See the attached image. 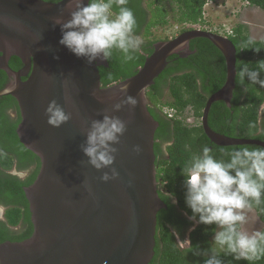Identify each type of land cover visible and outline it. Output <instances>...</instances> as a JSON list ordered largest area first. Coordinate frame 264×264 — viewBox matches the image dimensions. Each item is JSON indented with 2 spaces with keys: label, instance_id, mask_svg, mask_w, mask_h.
Segmentation results:
<instances>
[{
  "label": "water",
  "instance_id": "1",
  "mask_svg": "<svg viewBox=\"0 0 264 264\" xmlns=\"http://www.w3.org/2000/svg\"><path fill=\"white\" fill-rule=\"evenodd\" d=\"M63 7L42 0H0V69L9 77L0 97L17 100V134L41 161L35 181L24 188L33 233L22 241L1 243L0 264H149L155 255L157 215L167 205L158 192L154 150L160 124L149 111L147 90L169 57H188L196 52L190 49L191 40L208 38L223 54L227 71L224 85L208 98L203 111L206 136L218 146L264 145L259 139L218 133L209 125L213 103L224 101L232 107L236 47L219 33L189 29L156 41L136 74L103 87L99 67H107L108 61L89 64L59 43L62 33L53 17L61 15ZM12 56L21 59L19 70L11 68ZM127 96L136 97L135 109L124 103ZM52 100L71 113L58 128L49 125L45 115ZM116 104L124 106L117 112ZM106 114L127 122V132L114 145L118 152L112 167L119 175L107 182L101 177L111 175V168L95 169L81 147L92 121Z\"/></svg>",
  "mask_w": 264,
  "mask_h": 264
},
{
  "label": "trees",
  "instance_id": "2",
  "mask_svg": "<svg viewBox=\"0 0 264 264\" xmlns=\"http://www.w3.org/2000/svg\"><path fill=\"white\" fill-rule=\"evenodd\" d=\"M210 0H128L127 6L134 12L137 27L136 34L144 41L142 51L131 61H124L121 55L114 52L108 66H100L101 83L103 87L125 80L138 71L148 55L153 52V44L159 40H168L172 36L155 35V30L164 29L174 21L180 26V32L188 30L189 24L204 25V6ZM251 6L264 11V0H247ZM191 29V28H190ZM177 31V32H178ZM220 33V31H213ZM237 50V76L232 107L224 101L213 103L209 113V125L218 133L235 135L240 138H254L264 141V88L247 80L242 84L238 75L239 69L247 64L255 68L256 63L264 60V38L254 39L250 36L249 28L244 23H238L227 34ZM190 49L196 50L188 57L178 55L169 57V64L151 86L152 100L155 108L149 105V111L159 122L156 131L154 150L156 154L157 180L159 196L167 205L157 215L155 255L149 264H203V256H196L189 246H181L178 234L184 236L187 227L193 221L186 218L191 210L185 203L184 177L181 175L183 166L191 155L199 152L210 139L206 136L201 118L210 95L218 91L226 81V63L221 51L204 37L195 38L190 42ZM255 49H260L257 54ZM13 69L22 67V61L12 56L9 61ZM6 72L0 69V89L8 81ZM264 78V74H262ZM168 86V98H162V89ZM151 97V95H150ZM167 106L174 110L173 118L163 112ZM8 108L15 110L17 117L10 118ZM185 113L193 116L195 125L189 127L184 118ZM166 116H164V115ZM169 118V119H166ZM201 121V122H200ZM21 122V113L17 100L11 96L0 97V206L5 207L4 219H0V244L5 241H22L33 233L29 203L24 188L31 185L41 168V161L33 151L23 145L17 134ZM263 129V130H262ZM171 140L172 144L163 150L161 143ZM213 154L220 157L223 152H230L241 146L254 147L258 145H234L220 147L213 145ZM16 166L28 169L34 166L32 173L23 180L8 173ZM164 187L161 188L160 187ZM167 193H175L177 203L168 199ZM255 209L264 222V203ZM23 223V231L13 230V227ZM215 225L198 226L191 232V244L199 246L200 250L212 249ZM264 232V229L263 231ZM215 250L224 259L225 264H264V256L254 261H235L231 256H224L218 247Z\"/></svg>",
  "mask_w": 264,
  "mask_h": 264
},
{
  "label": "clouds",
  "instance_id": "3",
  "mask_svg": "<svg viewBox=\"0 0 264 264\" xmlns=\"http://www.w3.org/2000/svg\"><path fill=\"white\" fill-rule=\"evenodd\" d=\"M242 1L250 5L247 0ZM42 2L64 5L60 9L61 15L53 17L54 23L60 26L62 33L59 43L76 57L86 59L89 64L97 60L111 61L114 52L119 53L124 61H131L142 51L144 41L136 34L137 21L134 12L127 6L128 0ZM65 11L69 13L67 18L63 15ZM189 25L202 29L197 28V25ZM233 28L230 29L233 31ZM219 34L228 37L226 35L232 32ZM255 51L258 54L260 49ZM262 74L264 60L258 61L255 68L245 64L238 72L242 84L247 80L264 88ZM122 92L127 93V86L122 87ZM124 103L135 109L138 101L136 97L127 96ZM123 106L116 104L114 110L118 112ZM166 108L169 107L165 106L163 112L168 116ZM45 115L47 123L57 128L71 119V113L66 112L63 105L56 100L49 102ZM184 118L192 122L187 118V113ZM126 132V121L118 116L106 114L103 119L92 121L86 143L81 146L83 153L88 157V163L95 169L111 168V175L105 172L101 177L105 182L119 175L112 167L118 152L114 145L120 143ZM141 151V147L137 145L135 152L139 154ZM221 151V156L217 157L212 149L203 146L199 152L191 155L181 170L186 189L185 203L192 213L189 219L203 225L216 226L213 244L224 256H231L235 261L258 260L264 256V232L257 230L249 234L241 228L247 221L244 210H250L253 204L259 206L264 203V145L241 146L230 152ZM29 171L13 169L10 174L23 180ZM167 196L176 202L175 193H167ZM181 244H187L194 255L203 256V264H225L215 247L200 250L199 246L194 247L190 240Z\"/></svg>",
  "mask_w": 264,
  "mask_h": 264
},
{
  "label": "rangeland",
  "instance_id": "4",
  "mask_svg": "<svg viewBox=\"0 0 264 264\" xmlns=\"http://www.w3.org/2000/svg\"><path fill=\"white\" fill-rule=\"evenodd\" d=\"M216 1V2H215ZM204 6L205 24L203 27H212L223 31L235 27L238 23H244L249 28L250 36L254 39L264 38V11L256 6H250L242 0H215ZM206 10V11H205ZM174 21L164 29L155 30V35L172 36L176 35L180 26H175ZM197 28L201 25H197ZM201 27V28H203ZM174 35V36H175ZM0 208V213H1ZM252 213V210H249ZM254 215V212H253ZM2 218V216H0ZM253 218L256 217L253 216ZM247 232V231H246ZM249 234L253 233L249 230ZM178 240H183L178 236Z\"/></svg>",
  "mask_w": 264,
  "mask_h": 264
},
{
  "label": "flooded vegetation",
  "instance_id": "5",
  "mask_svg": "<svg viewBox=\"0 0 264 264\" xmlns=\"http://www.w3.org/2000/svg\"><path fill=\"white\" fill-rule=\"evenodd\" d=\"M215 1V0H214ZM206 22V21H205ZM188 27H190L191 29L192 28H195V27H191L190 25H188ZM201 27H203L202 25H201ZM201 27H199V28H201ZM189 28V29H190ZM188 29V30H189ZM202 29H205V30H208V31H216V28L214 27V28H212V27H210V28H208V27H203ZM183 32H185V31H183ZM180 33H182V32H180V31H178L177 32V34L175 35V36H177V35H179ZM174 36V37H175ZM12 68V67H11ZM21 67H19L18 69H14V70H19ZM13 69V68H12ZM11 80V79H10ZM23 80H26V77H23ZM7 82H9V78H8V81ZM7 82L5 83V85L7 84ZM155 85V84H154ZM152 89V88H151ZM151 89L149 88L148 89V91H147V99H148V105L153 109V108H155V105H154V103H153V100L151 99L152 98V91H151ZM162 92H163V95H162V98H168V92H169V90H168V86H164L163 87V89H162ZM150 95H151V97H150ZM234 97V96H233ZM232 101H233V99H232ZM231 105H232V102H231ZM264 105V104H263ZM264 109V107H261V110H263ZM7 112L10 114V118L11 119H13V120H15V118L17 117V114H16V112H15V110L14 109H12V108H8L7 109ZM165 114V113H164ZM163 114V115H164ZM165 116V115H164ZM166 117V116H165ZM187 118L188 119H190V121H191V118L192 119H194V117H191V116H188L187 115ZM166 119H169V118H166ZM187 121V120H186ZM193 121V120H192ZM194 121H195V119H194ZM194 121L191 123V122H189V121H187L189 124H188V126L189 127H193L195 124H194ZM160 126V125H159ZM159 128V127H158ZM263 130V129H262ZM227 136H230V137H238V138H240L239 137V132H236L235 133V135H231V133L229 134V135H227ZM207 143H211V145H209V148L210 149H214L213 148V146H212V144L213 145H216L215 143H213L211 140H209V141H207ZM172 144V142H171V140H165V141H163L162 143H161V146H162V149L163 150H167V148H168V146L169 145H171ZM216 146H218V145H216ZM220 147H225V146H220ZM13 169H17V170H24V169H19V168H17L16 166H14L13 168H11V169H9L8 170V173H11V171L13 170ZM30 171L28 172V175L27 176H29L31 173H32V171H33V169H34V166L33 167H31V168H28ZM26 176V177H27ZM25 177V178H26ZM162 187H160V189H161ZM158 189H159V185H158ZM175 203H177V200L175 199ZM2 207V209H1V213H0V216H2V218H0V219H4V213H5V207L4 206H0V208ZM250 210H252V213H250V211H249V209H245L244 211H245V214H246V217H247V221H246V223L242 226V228H241V230H243V231H247V232H249V230L250 231H252V232H255V231H257V230H259V231H263V229H264V222L261 220V218L259 217V215H258V213H257V211L255 210V209H253V208H251ZM2 211H3V213H2ZM161 211V210H160ZM159 211V212H160ZM158 212V213H159ZM253 212H254V215H253ZM183 214H184V216L186 217V218H188L189 219V215L186 213V212H183ZM253 216L254 217H256V220H255V218H253ZM198 222H195V221H193V224L192 225H190V226H188L187 227V230L185 231V234H184V236L183 237H181V235H179L178 234V236L183 240V241H185V240H190V234H191V232L198 226ZM14 229L13 230H15V231H18L20 228H21V231H23V223L21 222V225H18V226H16V227H13ZM181 244V243H180ZM181 246H182V244H181ZM185 246H188L187 244H184L183 245V247H185Z\"/></svg>",
  "mask_w": 264,
  "mask_h": 264
},
{
  "label": "built area",
  "instance_id": "6",
  "mask_svg": "<svg viewBox=\"0 0 264 264\" xmlns=\"http://www.w3.org/2000/svg\"><path fill=\"white\" fill-rule=\"evenodd\" d=\"M221 32L231 33V32H232V29H225V30H223V31H221ZM169 110H170V108H166V109H165V111H166V113L168 114V116H169V117H173L174 114H175L174 110H171V111H169Z\"/></svg>",
  "mask_w": 264,
  "mask_h": 264
},
{
  "label": "bare ground",
  "instance_id": "7",
  "mask_svg": "<svg viewBox=\"0 0 264 264\" xmlns=\"http://www.w3.org/2000/svg\"><path fill=\"white\" fill-rule=\"evenodd\" d=\"M215 2H216V1H215ZM208 3H209V2H208ZM205 11H206V10H205ZM186 31H187V30H186ZM222 55H223V54H222ZM226 71H227V70H226ZM210 96H211V95H210ZM205 106H206V105H205ZM191 117H192V116H191ZM192 120L194 121V119L191 118V121H192ZM193 121H192V122H193ZM192 122H191V123H192ZM200 122H201V121H200ZM194 123H195V122H194ZM201 125H202V124H201ZM236 146H237V145H236ZM225 147H226V146H225ZM162 188H164V187H162ZM1 208H2V207H1ZM2 213H3V211H2Z\"/></svg>",
  "mask_w": 264,
  "mask_h": 264
}]
</instances>
